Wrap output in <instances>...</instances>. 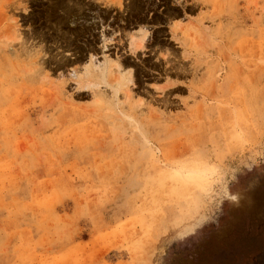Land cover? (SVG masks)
I'll return each instance as SVG.
<instances>
[{"label":"rangeland","instance_id":"rangeland-1","mask_svg":"<svg viewBox=\"0 0 264 264\" xmlns=\"http://www.w3.org/2000/svg\"><path fill=\"white\" fill-rule=\"evenodd\" d=\"M263 249L264 0H0V264Z\"/></svg>","mask_w":264,"mask_h":264},{"label":"bare ground","instance_id":"bare-ground-1","mask_svg":"<svg viewBox=\"0 0 264 264\" xmlns=\"http://www.w3.org/2000/svg\"><path fill=\"white\" fill-rule=\"evenodd\" d=\"M95 62V61H94ZM92 63V65L94 64L93 62H90ZM95 68L92 69V71L90 73L92 74H95V73H98L99 75H104L106 76V73H107V67L105 64H98V65H93Z\"/></svg>","mask_w":264,"mask_h":264},{"label":"trees","instance_id":"trees-1","mask_svg":"<svg viewBox=\"0 0 264 264\" xmlns=\"http://www.w3.org/2000/svg\"><path fill=\"white\" fill-rule=\"evenodd\" d=\"M259 253H260V256H261V260H259V261L257 260L256 264H264V258H262V257H264L263 256L264 255V249L260 250Z\"/></svg>","mask_w":264,"mask_h":264}]
</instances>
